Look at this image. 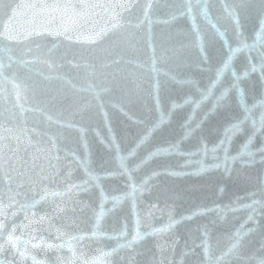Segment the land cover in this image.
<instances>
[{"label": "water", "instance_id": "obj_1", "mask_svg": "<svg viewBox=\"0 0 264 264\" xmlns=\"http://www.w3.org/2000/svg\"><path fill=\"white\" fill-rule=\"evenodd\" d=\"M0 264H264V0H0Z\"/></svg>", "mask_w": 264, "mask_h": 264}]
</instances>
